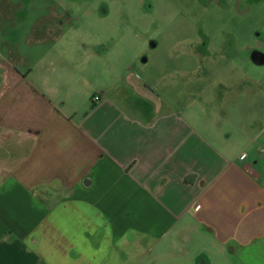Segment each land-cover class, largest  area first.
<instances>
[{
    "label": "crops",
    "instance_id": "crops-1",
    "mask_svg": "<svg viewBox=\"0 0 264 264\" xmlns=\"http://www.w3.org/2000/svg\"><path fill=\"white\" fill-rule=\"evenodd\" d=\"M10 3L0 0V17H11ZM44 8L33 44L44 58L62 56L52 44L64 42L69 1ZM0 27V264L264 260V147L258 158L252 144L232 152L190 109L158 104L131 72L98 92L91 66L90 101L69 104L59 93L84 76L80 64L21 68V55L2 56L14 52L16 29Z\"/></svg>",
    "mask_w": 264,
    "mask_h": 264
},
{
    "label": "rangeland",
    "instance_id": "rangeland-1",
    "mask_svg": "<svg viewBox=\"0 0 264 264\" xmlns=\"http://www.w3.org/2000/svg\"><path fill=\"white\" fill-rule=\"evenodd\" d=\"M46 1L9 4L14 12L0 17V26L15 28L19 40L14 52L5 47L2 56L9 60L10 54L21 55V68L41 60L51 67L59 59L80 64L88 84L81 87L84 76L78 75L80 81H70L60 91L69 104L90 101L96 81L91 66L97 68L98 92L131 72L158 96V104L190 109L194 121L213 128L232 152L239 154L252 144L256 156L264 147V64L252 60L254 50L264 55V0H68L72 19L66 23L64 42L52 44L63 47V55L44 58L46 48L33 44L31 34ZM74 73L65 76L76 79ZM119 86L135 102H144L131 86ZM193 243L196 251L206 246ZM208 247L216 255L222 252L217 244ZM224 264L241 263L231 259Z\"/></svg>",
    "mask_w": 264,
    "mask_h": 264
},
{
    "label": "flooded vegetation",
    "instance_id": "flooded-vegetation-1",
    "mask_svg": "<svg viewBox=\"0 0 264 264\" xmlns=\"http://www.w3.org/2000/svg\"><path fill=\"white\" fill-rule=\"evenodd\" d=\"M252 60L256 65L264 64V55L261 54L258 50L253 51Z\"/></svg>",
    "mask_w": 264,
    "mask_h": 264
},
{
    "label": "built area",
    "instance_id": "built-area-1",
    "mask_svg": "<svg viewBox=\"0 0 264 264\" xmlns=\"http://www.w3.org/2000/svg\"><path fill=\"white\" fill-rule=\"evenodd\" d=\"M96 100H100V98L99 97H96ZM261 151L264 152V149H261ZM243 157H245V154H242L241 155V158H243Z\"/></svg>",
    "mask_w": 264,
    "mask_h": 264
}]
</instances>
